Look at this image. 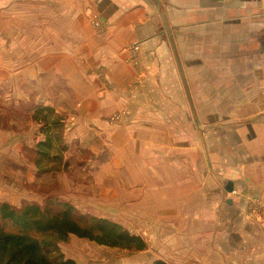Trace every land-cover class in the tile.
Here are the masks:
<instances>
[{
  "label": "crops",
  "instance_id": "obj_1",
  "mask_svg": "<svg viewBox=\"0 0 264 264\" xmlns=\"http://www.w3.org/2000/svg\"><path fill=\"white\" fill-rule=\"evenodd\" d=\"M157 3L162 20L152 0H0V33L14 16L31 17L16 27L33 33L28 57L0 37L1 105L31 97L37 111L70 112L113 149L89 171L95 187L64 178L76 186L65 199L115 192L112 222L141 216L147 248L159 241L163 251L110 264H264V220L250 214L264 202V0ZM13 77L30 93L10 94ZM83 241L71 236L61 251L95 261L100 251Z\"/></svg>",
  "mask_w": 264,
  "mask_h": 264
},
{
  "label": "rangeland",
  "instance_id": "obj_2",
  "mask_svg": "<svg viewBox=\"0 0 264 264\" xmlns=\"http://www.w3.org/2000/svg\"><path fill=\"white\" fill-rule=\"evenodd\" d=\"M31 20V17L27 16L24 18L11 17L9 25H11L13 31H9L6 34L0 33L2 39H8L9 43L15 42L13 44H15L16 48L13 47V54L21 55L23 53L27 57L31 54L33 37L31 29L24 26L20 29L16 27L17 24L31 26ZM12 40L13 42H10ZM4 55H7L6 51H4ZM8 55L10 54L8 53ZM11 68H13L14 73L17 66L12 65ZM14 79L15 77H13V81L11 80V84L8 86L9 93L16 88L27 90L30 93L31 84L24 83V85L19 86ZM14 99L11 103L7 101L6 97L2 101V105L0 102V121L3 123L0 124V184L2 185H0V189L11 195L4 197L5 195L0 194V205L4 203V199L12 198L13 206L15 207H20L25 202L37 203L43 206L49 198H52L59 202L71 204L83 216L99 218L100 215L105 214L110 217L109 219L107 218L108 220L115 221L117 210L113 206L115 202L112 203L115 199V192L104 193L102 199L100 198L101 192L84 194L77 192L75 194L81 199L79 200L78 198V206L72 200L69 202L65 199L67 195L73 193L72 190L76 186H73L71 190L67 189L64 185V178L67 179L69 186L74 183L83 187H95L96 178L90 175L89 171L91 173L97 171V167L103 163L99 159L102 155V150H108V147L106 148L103 144L94 141L96 135L93 134V131H95V127L91 126L95 125L76 124L75 115L70 112L66 115H56L43 106L37 111L31 97L22 99L16 97L17 101L22 102L20 104H16ZM34 110L35 112L32 113ZM46 140H50V145L53 146V149L50 151L46 150L50 157L49 161L46 157L44 160L42 159L46 171H41V168L37 167L40 150L38 144ZM90 141L95 143H90ZM112 151L113 149L109 148L108 152L111 153ZM47 164L49 166H46ZM10 184L16 186L9 188ZM105 184V187L111 188L113 186L115 190V181L113 183L110 181L109 184L105 182ZM100 200L111 204L109 205L110 207H95L96 202ZM106 202L105 204H108ZM120 211L126 214V210ZM131 215L137 219V222L135 221L137 225H133L134 223L126 224L123 228L131 235L142 238L149 237L150 234L143 228L144 225L141 223L142 217ZM252 216L256 218L254 215ZM145 231L146 235H144ZM83 242L82 244L100 251V256L96 257L95 261L85 260V264H104V262L110 264L115 261V257L120 255H125L130 260L138 261L140 259L143 263H149L156 257L158 252L163 251L159 241L152 242L153 245H149L150 248H147V250L149 249V254L152 255L151 258L146 256L147 253H138L139 251L135 250L128 251L126 249L104 246L97 247L100 245L88 240ZM74 249L80 250L77 244Z\"/></svg>",
  "mask_w": 264,
  "mask_h": 264
},
{
  "label": "trees",
  "instance_id": "obj_3",
  "mask_svg": "<svg viewBox=\"0 0 264 264\" xmlns=\"http://www.w3.org/2000/svg\"><path fill=\"white\" fill-rule=\"evenodd\" d=\"M38 148L37 167L46 171L43 160L46 157L49 161L46 150L50 151L53 146L46 140ZM71 236L104 247L128 251L147 249L142 237L131 235L107 219L83 216L66 202L49 198L43 206L30 202L20 207L9 203L0 205V264H76L60 248ZM152 264L167 263L157 260Z\"/></svg>",
  "mask_w": 264,
  "mask_h": 264
},
{
  "label": "built area",
  "instance_id": "obj_4",
  "mask_svg": "<svg viewBox=\"0 0 264 264\" xmlns=\"http://www.w3.org/2000/svg\"><path fill=\"white\" fill-rule=\"evenodd\" d=\"M250 214L254 215L258 220H264V202L259 200L253 202Z\"/></svg>",
  "mask_w": 264,
  "mask_h": 264
},
{
  "label": "water",
  "instance_id": "obj_5",
  "mask_svg": "<svg viewBox=\"0 0 264 264\" xmlns=\"http://www.w3.org/2000/svg\"><path fill=\"white\" fill-rule=\"evenodd\" d=\"M152 2L156 5V7H157V10H158V12H159V15H160V17H161V20H162V16H161V13H160V10H159V7H158V3H157V0H152Z\"/></svg>",
  "mask_w": 264,
  "mask_h": 264
}]
</instances>
